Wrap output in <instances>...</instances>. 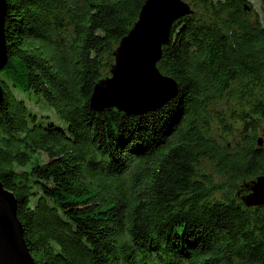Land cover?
<instances>
[{
  "label": "trees",
  "instance_id": "trees-1",
  "mask_svg": "<svg viewBox=\"0 0 264 264\" xmlns=\"http://www.w3.org/2000/svg\"><path fill=\"white\" fill-rule=\"evenodd\" d=\"M5 1L0 181L34 263L264 264L242 201L264 176V0H183L156 63L178 93L141 115L90 97L147 0Z\"/></svg>",
  "mask_w": 264,
  "mask_h": 264
},
{
  "label": "water",
  "instance_id": "water-1",
  "mask_svg": "<svg viewBox=\"0 0 264 264\" xmlns=\"http://www.w3.org/2000/svg\"><path fill=\"white\" fill-rule=\"evenodd\" d=\"M6 1L0 0V71L7 63L4 39ZM192 11L183 0H147L138 20L113 53L110 76L93 88L90 107L94 111L117 109L141 115L160 108L178 93L175 81L159 73L156 63L167 45L172 25ZM3 91L0 85V105ZM262 145V138L258 140ZM242 201L246 207L264 209V176L251 182ZM17 201L0 181V264H35L27 249L23 228L16 214Z\"/></svg>",
  "mask_w": 264,
  "mask_h": 264
},
{
  "label": "rangeland",
  "instance_id": "rangeland-1",
  "mask_svg": "<svg viewBox=\"0 0 264 264\" xmlns=\"http://www.w3.org/2000/svg\"><path fill=\"white\" fill-rule=\"evenodd\" d=\"M252 7L260 12V4L257 0H248ZM31 100H28L27 103L30 106L31 110L35 111L43 120L44 122H53L56 124H61V121L58 119V117L54 114L52 109H49L47 106L41 105V106H35L30 105Z\"/></svg>",
  "mask_w": 264,
  "mask_h": 264
}]
</instances>
